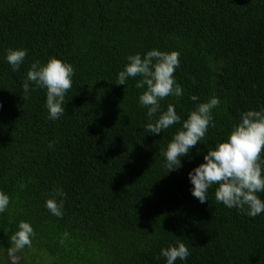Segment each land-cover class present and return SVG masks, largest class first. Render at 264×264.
<instances>
[{"label":"trees","instance_id":"1","mask_svg":"<svg viewBox=\"0 0 264 264\" xmlns=\"http://www.w3.org/2000/svg\"><path fill=\"white\" fill-rule=\"evenodd\" d=\"M7 49L27 50L19 71ZM152 49L180 53L174 76L184 93L162 110L175 104L183 121L219 97L208 146L257 109L249 98L264 101V0H0V190L10 197L0 264H11L5 249L20 221L35 236L19 264H166L161 248L178 241L189 247L186 264H264V213L229 210L215 185L199 203L187 174L203 163L205 144L168 173L163 152L182 124L151 134L144 89L116 84L129 55ZM53 57L75 70L55 121L44 89L23 91L31 64ZM58 188L62 218L45 208Z\"/></svg>","mask_w":264,"mask_h":264},{"label":"clouds","instance_id":"2","mask_svg":"<svg viewBox=\"0 0 264 264\" xmlns=\"http://www.w3.org/2000/svg\"><path fill=\"white\" fill-rule=\"evenodd\" d=\"M26 56V49H7L5 60L11 70L16 72L20 70ZM126 59L123 70L117 74L116 84L126 86L132 79L136 81L134 86L137 89H144L138 100L140 107L147 110L149 122L146 129L151 134H161L175 124H182L181 130L173 134L163 152L168 173L182 167L183 157L188 156L189 161L192 159L189 153L193 147L205 144L207 153L203 154V163L187 174L192 185L191 195L203 204L208 201L209 189L215 185L216 202L229 210L235 209L253 218L264 213V200L258 195L264 193V101L249 98L248 103L257 109L241 113L239 123L227 138L217 142L214 147L208 146L206 134L213 122L212 110L221 103L219 97L214 96L207 102L198 103L183 121L175 110V104H168L166 110L161 108L160 102L166 97L180 98L184 93L174 76L180 66V53L152 49L143 56L137 53ZM74 71L70 63L54 57L44 64L35 61L26 73L23 91L27 95L33 90L31 85L44 89L48 119L58 120L65 115V96L72 88ZM190 99L198 101L199 98L193 95ZM52 143L50 142L49 147ZM197 154H201L200 149H197ZM65 196L66 193L58 188L55 196L45 201V208L57 218L63 217L62 197ZM9 205V195L0 190V214L5 213ZM64 235L66 238L68 234ZM34 236L30 223L20 221L17 231L8 237L10 247L5 249L11 264H19L20 257L17 253L26 247L30 248ZM190 255L189 247L178 241L176 245L161 248L157 259L165 258L166 264H176L177 260L186 264Z\"/></svg>","mask_w":264,"mask_h":264}]
</instances>
